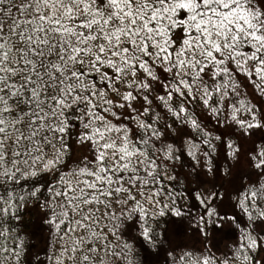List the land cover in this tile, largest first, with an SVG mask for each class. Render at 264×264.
<instances>
[{
	"label": "snow or ice",
	"instance_id": "1",
	"mask_svg": "<svg viewBox=\"0 0 264 264\" xmlns=\"http://www.w3.org/2000/svg\"><path fill=\"white\" fill-rule=\"evenodd\" d=\"M245 83L264 97L257 0H0V264L36 209L48 264H264ZM185 228L207 245H173Z\"/></svg>",
	"mask_w": 264,
	"mask_h": 264
},
{
	"label": "trees",
	"instance_id": "2",
	"mask_svg": "<svg viewBox=\"0 0 264 264\" xmlns=\"http://www.w3.org/2000/svg\"><path fill=\"white\" fill-rule=\"evenodd\" d=\"M264 6V0H258ZM18 3L19 0H16ZM260 6V5H259ZM242 81H245L246 78L240 77ZM246 86V87H245ZM245 86L242 87L241 91L247 93V98L252 100L254 103L257 104V107H261L264 105V97H257L254 95L255 89L249 83H245ZM251 89V90H250ZM197 112H200L201 109L197 108ZM204 116H207V113H204ZM205 124L207 125L210 131H214V134H221L224 129L219 128L216 126L215 121L211 120V118H207L204 120ZM259 139H257V143H259ZM223 161H221V165ZM41 210L36 209V212L27 213L24 215V219L22 222V228L19 232V235L25 238V248L27 251V260H22V264H37L35 260V256L38 253L40 260L44 261V264H48L47 260L45 259L46 255L50 254L49 248V237L42 225L39 224L37 213ZM234 232H226L224 235L217 236L213 240V243L218 245L219 250L217 248H212L211 251L215 252L217 256L221 254V252L225 251L226 246H228L231 241L235 238ZM170 240L173 245L180 244L185 245L188 247H195L197 249L202 250L206 245L207 241L204 237L195 232V230H189L187 228L177 231L175 234H170ZM9 246H12L11 240H9ZM231 254V253H229ZM139 258L143 259V256L137 254ZM136 257H134L135 259Z\"/></svg>",
	"mask_w": 264,
	"mask_h": 264
},
{
	"label": "rangeland",
	"instance_id": "3",
	"mask_svg": "<svg viewBox=\"0 0 264 264\" xmlns=\"http://www.w3.org/2000/svg\"><path fill=\"white\" fill-rule=\"evenodd\" d=\"M263 6L262 3H260V1L257 0V6ZM246 87V86H245ZM251 90V89H250Z\"/></svg>",
	"mask_w": 264,
	"mask_h": 264
}]
</instances>
